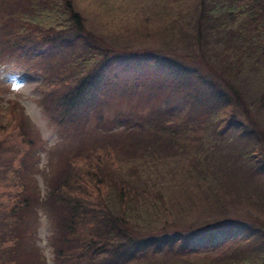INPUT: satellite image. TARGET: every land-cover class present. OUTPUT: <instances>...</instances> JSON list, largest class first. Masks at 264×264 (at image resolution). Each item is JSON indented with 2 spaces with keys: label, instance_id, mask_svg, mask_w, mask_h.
<instances>
[{
  "label": "trees",
  "instance_id": "1",
  "mask_svg": "<svg viewBox=\"0 0 264 264\" xmlns=\"http://www.w3.org/2000/svg\"><path fill=\"white\" fill-rule=\"evenodd\" d=\"M100 1L0 0V50L26 51L28 57L33 51L23 42L33 41L37 48L44 44L40 70L55 76L39 102L50 122L63 129V138L71 140L57 151L54 170L39 171L41 191L33 176L36 157L30 151L38 142L37 129L16 102L0 99V128L7 119L16 121L17 134L27 144L19 158V151L9 156L0 143V182L14 186L0 198V264H47L35 239L42 211L52 227L55 264H198L195 257L206 256L209 260L200 262L238 264L248 258V252H242L264 238L236 227L242 222L254 226L260 214L251 211L248 197L234 194L225 180L230 175L215 177L205 161L214 159L222 167L220 152L252 145L245 154L225 157L232 166L248 163L251 177L264 174L263 135L234 123L238 112L228 108L236 102L248 109L238 91L252 88L251 75L264 71V0ZM132 7L142 11L135 14L142 16L135 25L150 27L162 20L164 30L154 31L152 38L160 35L167 47L169 39L187 32L180 27L194 31L191 40L184 35L188 45L195 43L190 45L197 54L193 67L163 60L162 48L130 46ZM154 57L163 65H153L152 72L172 79L180 75L184 81L189 77L184 88L197 82L195 87L205 84L206 92L216 90L213 105L222 111L215 129L198 131L203 126L199 109L192 115L158 107L140 113L136 103L118 108L134 95L159 99L164 90L160 83L153 92L139 90L136 80L118 84L142 59ZM56 83L60 86L51 88ZM190 193L197 202L190 203ZM186 211L197 218L180 220ZM218 225L224 226V236L199 242L202 231Z\"/></svg>",
  "mask_w": 264,
  "mask_h": 264
},
{
  "label": "rangeland",
  "instance_id": "2",
  "mask_svg": "<svg viewBox=\"0 0 264 264\" xmlns=\"http://www.w3.org/2000/svg\"><path fill=\"white\" fill-rule=\"evenodd\" d=\"M131 11L133 15L130 21L132 25L131 28L133 31L127 38V42L128 44H130V46L143 47L145 45H153L155 48L158 47L164 49L163 53L159 55L163 60L169 62L174 61L176 64H180L182 62L188 67H193V59L197 54H192L194 52L190 50V45H193L195 43H191L190 45H188L184 35H187L191 40L192 36H196L194 35V31H189L190 28L184 26L180 27V30H184L187 32H181L180 39L174 37L169 39L170 47H167L168 45L165 46L162 44L160 35L155 39L152 38V36H155L154 31L164 30L165 25L163 24L162 20L156 21L153 25L150 24V27L135 25L137 21L142 17L136 16L135 14L142 13V11L135 9V7H132ZM142 33L146 34L142 35ZM109 41L111 42V40ZM182 41H184V43ZM237 43H239L238 40H236V44ZM32 44H34L33 41H26L22 43V45L24 46H30V49L33 51L29 54L28 57H24L26 51L20 53H10L8 51L2 52L0 50V62H7L14 66L16 70L23 74L22 79L27 82L22 83L16 80L14 77L9 76L8 79L11 81V86L9 87L3 81V79H0V99L1 102L4 104H6L8 100L16 102V104H18L21 108L22 113L29 119L32 125H34V128L37 129L35 138L38 139V142L36 141L34 147L30 151L36 157L34 165L36 164L38 166V169L34 168L33 170L34 181L36 182L38 188H40V190L42 191L43 180L41 176H39L40 174L38 175L39 171H42L43 169L45 171L54 170L55 162L57 160V151H59L62 147L69 146L71 140L70 138L64 139L62 132L63 129L55 123L50 122L48 116L43 112V108L39 100L42 94L50 88V86H47L48 80H54L55 75L52 76L50 73H45L40 70V66L42 63L38 62V59L43 58L41 57V52L45 47L43 46L44 44L40 45L39 48H37L38 46L32 47L36 46L35 44ZM166 64L175 65L174 63ZM153 65L161 66L163 65V62L159 57H154L149 60L142 59L140 63L136 66V68L132 67L133 71L129 74V77L127 79H119L118 84L120 86H123L125 83H132L136 80L139 90L146 89L150 91L152 89L151 92H153L156 88V84L160 83L162 85V89L164 90L160 95L159 99L155 101L152 99H139V95H134L132 97V101L121 102L118 104V108L121 110H126L131 107L130 103H136V110L140 113H145L149 108L158 107L160 109L165 110L169 108H174L175 112L177 113L181 112L182 114L192 115H195L197 109H199L201 110V113H203L202 115H200L201 120H199L200 124H202L203 126L199 128L198 131L200 133H204L206 131L215 129L217 123L220 122V113L222 111L221 106L213 105L214 102L217 101V97L215 96L216 90H214L213 92L210 90L206 92L204 91L206 87L205 84L197 85L195 87V85L198 84L197 82L194 83V85H190L191 88H184L182 87V83H188L189 77L187 81H184L187 78L183 79L180 75H177L175 79L165 78V74L161 75L160 73L152 72L151 68L153 67ZM244 68L245 67H243V71ZM177 69L180 72L183 71L179 68ZM256 73L257 74L251 75L252 79H255L252 88L248 87L246 92L243 91L242 88L239 89L240 92L238 91L242 100H244L243 104L248 109L244 108L242 105L239 106L236 102H231V104L228 105V108L230 109V112H238L236 113L237 119L233 121L234 123L242 122L243 125L246 127L247 132H249L250 134H256V130L260 131V133L263 135L261 139V151H263L264 155V71H257ZM234 75L236 79L240 78V76H238V73H234ZM122 76L123 73L119 72V77ZM200 79L203 78L200 77ZM58 86H60V84L58 83L52 84L51 88L54 89ZM176 89H178L179 91H176ZM205 92L206 95H208L205 99H203L205 104H199L198 102L201 101V94H204ZM168 95H170L171 97H169ZM167 99H169V101L165 103ZM222 104L223 103H220V105ZM252 104H255L256 107L254 108ZM206 110H208L206 113L202 112ZM246 112H250V114H247ZM16 126V121L12 122L10 121V119H7L5 121V123L0 128V143L1 146L9 149V156H16L17 152L19 151L20 153L17 156L20 158L23 150L27 148V144L22 141L23 136L21 135V133L20 136L17 134ZM228 128L234 129L233 124H230ZM225 138L227 137L225 136ZM2 141L7 142L3 143ZM211 141L212 140L210 138L206 142L211 143ZM252 149V145L248 149L245 147V144H240V146L234 148H226L224 154L223 152H220L222 156H220V153L218 155L220 160H224L225 162V165L222 167H218V165L214 164V159H211V161L207 159L205 162L208 168L213 172L215 177L222 176L221 178L224 180V177L230 175V177L225 178V180L229 184H231V190L234 192V194L237 197L240 195L248 197L250 200H248L247 198L245 202H247L248 206L251 208V211L256 212L255 214H260L259 217L261 218L260 221L262 223L260 221H255L256 223H254L253 226L249 223L242 222L236 228H238V230H242L245 235L247 234L250 237L264 238V174L258 173V175H254L251 177L246 172L247 167L249 166L248 163L244 164L243 166L242 164L238 166H232L229 163L230 159L225 157V155L228 156V153H230L231 155L238 153L245 154L246 152H249ZM16 159L13 161L15 163V166H18L15 162ZM78 161L80 162V160ZM241 163L245 162L241 159ZM51 168L53 169L50 170ZM210 170L208 171L211 172ZM191 178L196 179L194 177ZM195 184L197 186L199 183ZM13 190L14 186H12L11 183L7 184V182L5 181L0 182V198H3V196H5L7 192ZM190 194L188 198L190 203L197 202V196L194 193ZM202 194L207 195L206 193ZM233 205L237 207L238 201L234 202ZM39 213L40 219L35 234L36 243L41 249L47 261V264H55L52 253V246L49 240L50 235L52 233V227L47 214L43 211L42 214L41 212ZM236 214L237 213H232V216ZM186 217L192 220L197 218L195 212H190L187 214L186 211L182 215L180 220ZM222 227L224 226L218 225V227L213 226L212 228L205 229L199 236V242L207 238L213 239L215 235L224 236L226 234V230L222 232ZM226 228L227 226L225 225V229ZM231 228V231L235 229L234 226H231ZM252 248H254V250L250 251V249ZM250 249H248L247 251L244 250L242 252V256L243 254H246V252H248V258L243 259V261L239 262L238 264H264V242L260 243L259 245L252 246ZM195 260H197L196 263L201 264L203 261L209 260V258L208 256L204 258L195 257ZM201 260L202 262H200ZM172 261L173 259H169L167 262Z\"/></svg>",
  "mask_w": 264,
  "mask_h": 264
},
{
  "label": "clouds",
  "instance_id": "3",
  "mask_svg": "<svg viewBox=\"0 0 264 264\" xmlns=\"http://www.w3.org/2000/svg\"><path fill=\"white\" fill-rule=\"evenodd\" d=\"M9 76L14 77L22 83H27L22 79L23 74L16 70L14 66L7 62H0V79H3V81L10 87L11 81L8 79Z\"/></svg>",
  "mask_w": 264,
  "mask_h": 264
}]
</instances>
